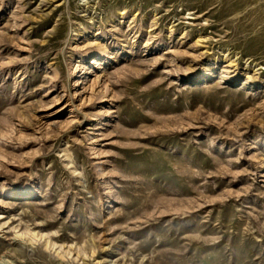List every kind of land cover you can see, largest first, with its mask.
I'll use <instances>...</instances> for the list:
<instances>
[{
    "label": "rangeland",
    "instance_id": "rangeland-1",
    "mask_svg": "<svg viewBox=\"0 0 264 264\" xmlns=\"http://www.w3.org/2000/svg\"><path fill=\"white\" fill-rule=\"evenodd\" d=\"M0 264H264V0H0Z\"/></svg>",
    "mask_w": 264,
    "mask_h": 264
},
{
    "label": "bare ground",
    "instance_id": "bare-ground-1",
    "mask_svg": "<svg viewBox=\"0 0 264 264\" xmlns=\"http://www.w3.org/2000/svg\"><path fill=\"white\" fill-rule=\"evenodd\" d=\"M17 236V235H16ZM16 236H14V238H16ZM18 237V236H17ZM19 242V241H18ZM17 251V250H16Z\"/></svg>",
    "mask_w": 264,
    "mask_h": 264
}]
</instances>
